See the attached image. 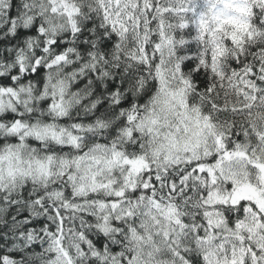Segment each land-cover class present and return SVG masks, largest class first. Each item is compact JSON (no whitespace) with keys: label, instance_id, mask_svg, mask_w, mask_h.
<instances>
[{"label":"clouds","instance_id":"obj_1","mask_svg":"<svg viewBox=\"0 0 264 264\" xmlns=\"http://www.w3.org/2000/svg\"><path fill=\"white\" fill-rule=\"evenodd\" d=\"M0 264H264V0H0Z\"/></svg>","mask_w":264,"mask_h":264}]
</instances>
